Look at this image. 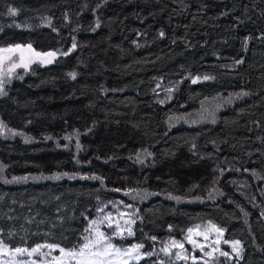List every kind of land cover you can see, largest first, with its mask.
I'll return each instance as SVG.
<instances>
[{"label": "trees", "instance_id": "16d2710c", "mask_svg": "<svg viewBox=\"0 0 264 264\" xmlns=\"http://www.w3.org/2000/svg\"><path fill=\"white\" fill-rule=\"evenodd\" d=\"M16 44L61 55L4 86L0 120L23 136L0 137V174L62 181L0 178V239L72 248L100 204L139 189L154 195L140 204L134 234L113 238L153 252L132 264H162L155 242L208 222L241 241L232 264H264V0H0V47ZM188 75L198 80H183L170 100L154 96L157 79ZM236 93L242 99L215 123L169 128Z\"/></svg>", "mask_w": 264, "mask_h": 264}, {"label": "rangeland", "instance_id": "374dc122", "mask_svg": "<svg viewBox=\"0 0 264 264\" xmlns=\"http://www.w3.org/2000/svg\"><path fill=\"white\" fill-rule=\"evenodd\" d=\"M182 2H183V0H177V3L181 4ZM0 48H3V47H0ZM32 48L35 51H38L33 46H32ZM38 52L47 53V52H42V51H38ZM48 52H50V51H48ZM52 52L56 53L55 60L61 55L57 51H52ZM13 59L18 60V57H14ZM55 60L52 63H54ZM52 63H50V64H52ZM50 64H41L39 62H35V63L31 64L30 68H32V66H35V65L47 66ZM7 67H8V65H5V69H7ZM20 70H24V69L23 68L16 69L12 75V78L14 76H16L20 72ZM4 79H8V78L4 77ZM185 79H192V81L198 80V78L193 77L191 75L186 76V78H184V79H157L156 87H155V91H154V93H155L154 96L160 102H166V101L170 100L174 96V94L176 93L179 84ZM242 97H243V94L236 93V95H233V96H228V97L219 96L216 98L207 99L202 103L201 108L199 109L198 112H196L195 114L190 115V116L172 118L168 122V126L170 128V127L178 126L180 124L195 126V125H205V124H209V123H215L218 120V116H219L220 112H222L224 109L234 105L236 102H238L240 99H242ZM0 125L4 126L2 129H0V137H2V138L3 137L7 138V137L23 136L21 131H17V130H14V129L8 127L1 120H0ZM138 158L139 159L137 162L141 163L142 161H145L149 158V154L145 153V152L141 153ZM2 169H4V168L2 167ZM17 177H19V176H17ZM20 177H27L28 179L20 181V182H12V183H6V184H8V185H25L28 183H40V182H45V181H53V182L62 181V176L57 174V173L40 174V175H24V176H20ZM53 177H58V178H53ZM0 178L2 179V181L4 183H5V181H12L13 180V177L7 178L3 174H0ZM238 185H239L240 189L245 192L246 195L251 197V201H254V203H256L254 192L252 193V190L249 186L248 180L246 178L241 177L238 181ZM252 188H255V187L252 186ZM123 194L125 196V199H121L119 201H115V202H111V203L100 204L99 207L94 211V213L91 215V218H90V220H96L98 218L104 217L105 215H108V214L111 215L113 227L112 228L107 227L108 222L105 221L104 223L99 225V228H100V231L104 232L106 235L112 236V241H111L112 243H113V238L116 237L114 235L116 221L119 220L120 223L123 225V220L128 218L127 216L121 218L120 213L121 212L128 213V214L134 213V215H132L131 218L133 220H135V223H136V221L138 220V216H139L140 204H142L144 201H147L149 198H151L154 195V193H152L150 191H144V190H139V189H129L126 193H123ZM168 198L171 200L179 201V202H193V201H203L204 200L203 196H198V197H196L194 195L181 196L178 194H176V195L172 194V195L168 196ZM128 205H131V207L130 208L127 207ZM262 207L263 206H260L261 210L262 209L264 210V208H262ZM101 208H103V212L98 211V209H101ZM209 223L216 225L213 222L199 224L201 227L197 231L202 232L208 226ZM133 225H132V227H133ZM216 226L218 228H220L218 225H216ZM194 227H192V228H194ZM86 235H88L87 232L85 233L84 236H86ZM186 235H187V232L184 234H180V235L173 234L166 241V242H168L170 240H176V241L181 242L184 245L183 249L172 248L171 249L172 255H164V253L160 251L165 246L166 242H164V243L155 242L154 243L155 256L162 262V264H191V263H197V262H203L206 264H232V263L238 261L241 258V256L243 255V246H242L241 241L236 240V241L240 242V252H239V254H237V253L233 252V250H232V247L230 244L231 241H228L225 239V232H223V236L220 238L219 244L216 243L218 234L215 232L210 231L208 233V237H209L208 240H205L202 235H194L193 239L196 241V243L204 246L202 250H201V248H198V247L194 246L193 244L189 243L185 239ZM126 236H127V233L125 232L124 237H126ZM225 241H228L229 243H225ZM232 241H234V240H232ZM83 243H84V241H82V243L80 245H82ZM115 246H117V245H115ZM117 247H120V246H117ZM217 247H219L220 251L227 252L229 255L228 256H222L219 254V252L214 251V249H216ZM121 248H125V247H121ZM43 251H47V249H44ZM176 252H182L187 257V259H177V257L175 256ZM141 253L145 254L143 249H141ZM206 253H212V255L208 256V255H206ZM52 255L56 256L59 254H54V252H53ZM144 257H146V255H142L141 259H143ZM0 259L9 260L10 257L3 256V257H0ZM18 259L28 260L29 258L27 256H24V257H18ZM31 259H35V260L39 261L41 259V257L33 256ZM46 259H50V257H47ZM134 262H137V261H132L131 264Z\"/></svg>", "mask_w": 264, "mask_h": 264}, {"label": "snow or ice", "instance_id": "6c2138e0", "mask_svg": "<svg viewBox=\"0 0 264 264\" xmlns=\"http://www.w3.org/2000/svg\"><path fill=\"white\" fill-rule=\"evenodd\" d=\"M8 14L11 16L17 15V10L15 8L9 7ZM75 48V44H73ZM71 51V49L69 50ZM68 53L65 52L64 55ZM14 57H18V60H14ZM56 58L55 52L40 53L35 51L31 44L28 45H9L8 47L0 48V95L6 94L4 91V85L12 78L13 73L18 68H23L26 72L29 70L31 64L39 62L41 64H50ZM5 65H8L5 69ZM70 76L75 78V73H70ZM7 77L8 79H4ZM208 79V77H205ZM196 83V80H193ZM4 126L0 125V129ZM68 139V137H66ZM79 147V144H77ZM150 155V153H149ZM2 170V166H0ZM58 178V177H53ZM99 179V177H94ZM28 179L27 177H13L12 181H5V183L20 182ZM118 191V190H117ZM211 195V193H210ZM127 207H131L128 205ZM98 211L103 212V208L98 209ZM133 214H128L121 212V218L127 216V219L123 220V225L120 221L115 223L114 235L119 238H124V233L127 236H132L133 230L132 225L135 220L131 218ZM107 221V227L112 228V217L110 214L104 217L98 218L96 220H90L88 228L85 232L88 235L83 236L82 239L84 243L82 245H76L72 248L61 247L55 243H36L34 246H18L11 248L3 239H0V257L8 256L9 260L0 259V264H131L132 261H139L142 255L151 256L153 253H141V249L144 247L143 244H133L127 248H121L115 246L112 241V236L106 235L104 232L100 231L99 225ZM126 226V227H125ZM200 225H196L194 228H189L187 230V235L185 239L193 244L194 246L203 249V245H199L193 239L194 235H202L205 240H208V233L210 231L218 234L216 243H220V238L223 236L224 230L218 228L216 225L209 223L208 226L201 232L197 231L200 229ZM15 235V233L10 232L9 237ZM22 240L27 243L24 237ZM155 240V237H152ZM225 243H229L225 241ZM233 252L239 254L240 252V242L231 241L230 242ZM184 245L176 240H170L165 243V246L160 250L164 255H172V248L183 249ZM47 249V251H43ZM214 251L219 252L222 256H228L227 252L220 251L219 247L214 249ZM53 252H58L59 255L53 256ZM206 255L211 256L212 253H206ZM27 256L29 259H18V257ZM33 256H39L41 259L39 261L31 259ZM175 256L177 259H187V257L182 252H176ZM50 257V259H46Z\"/></svg>", "mask_w": 264, "mask_h": 264}]
</instances>
